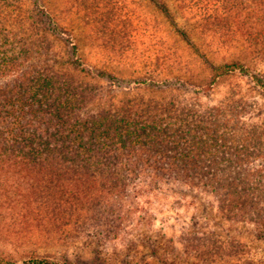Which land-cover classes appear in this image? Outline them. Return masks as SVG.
<instances>
[{"label":"trees","instance_id":"obj_1","mask_svg":"<svg viewBox=\"0 0 264 264\" xmlns=\"http://www.w3.org/2000/svg\"><path fill=\"white\" fill-rule=\"evenodd\" d=\"M150 1L173 31L188 36L168 0ZM69 2L71 9L59 13L51 0H0L3 203L19 198L32 215L42 205L60 211L63 201L109 203L137 183L133 174L145 169L177 182L223 188L226 202L243 201L228 214L264 218V207L253 198L256 185L264 186V165L258 164L264 159L261 126L251 128L243 121L246 105L238 91L208 108L201 100L219 80L235 75L252 78V91L263 96L264 76L229 61L215 65L204 85L179 71L163 72V61L155 75L126 81L85 62L75 31L61 21L63 10L92 9L97 14L92 20L103 23L96 39L107 40L115 34L108 25L115 17L114 1ZM177 2L197 11L206 30L221 37L233 26L248 44L261 46L264 59V0ZM111 46L125 58L132 48L124 38ZM143 90L154 94L137 93ZM249 196L250 204L244 201ZM21 264L60 262L33 257Z\"/></svg>","mask_w":264,"mask_h":264},{"label":"rangeland","instance_id":"obj_2","mask_svg":"<svg viewBox=\"0 0 264 264\" xmlns=\"http://www.w3.org/2000/svg\"><path fill=\"white\" fill-rule=\"evenodd\" d=\"M113 1L115 17L108 25L115 34L108 36L110 43L96 39L103 23L96 25L93 17L97 14L92 9L88 13L75 6L60 14L61 21L75 31L85 62L92 66L135 81L146 73L155 75L157 65L164 61L167 67L163 72L179 71L205 85L215 65L237 61L250 67L253 74L264 76L261 46L248 44L231 25L221 37L206 30L197 11L168 0L177 22L187 28L184 37L173 31L150 0ZM71 4L69 0H51L59 13L70 10ZM122 38L132 47L126 58L111 46ZM163 53L167 59H161ZM255 84L252 78L230 76L204 92L201 100L208 108L238 91L245 99L243 121L251 128L260 125L264 132V95L252 91ZM257 111L261 116L257 117ZM258 164L264 165V159ZM151 173L142 169L133 174L137 183L109 203L63 201L60 211L42 205L40 213L32 215L19 198L5 205L0 197V264H21L33 257H47L60 264H264V218L228 214L242 200L226 202L223 188L191 185ZM253 192L254 203L264 207V186L256 185ZM253 198L244 201L250 204Z\"/></svg>","mask_w":264,"mask_h":264}]
</instances>
